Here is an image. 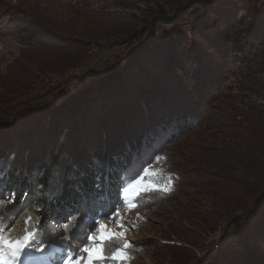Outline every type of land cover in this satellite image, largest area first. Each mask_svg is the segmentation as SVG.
Segmentation results:
<instances>
[{
    "label": "trees",
    "instance_id": "16d2710c",
    "mask_svg": "<svg viewBox=\"0 0 264 264\" xmlns=\"http://www.w3.org/2000/svg\"><path fill=\"white\" fill-rule=\"evenodd\" d=\"M138 3L147 9L133 13ZM8 39L0 202L12 193L17 212L39 218L59 249L48 264L78 252L82 229L156 162L170 189L135 208H188L165 236L167 264H264V0H0ZM106 49L95 77L74 75ZM218 230L227 243L197 255Z\"/></svg>",
    "mask_w": 264,
    "mask_h": 264
},
{
    "label": "snow or ice",
    "instance_id": "6c2138e0",
    "mask_svg": "<svg viewBox=\"0 0 264 264\" xmlns=\"http://www.w3.org/2000/svg\"><path fill=\"white\" fill-rule=\"evenodd\" d=\"M160 159L162 158L156 157V160ZM152 175L154 174L144 167L143 175L123 187L120 196L116 202H113L109 211L100 219L93 217L92 225L82 229L85 235L79 244L78 252L67 253L62 264H108V261H112V264H126L127 250L132 244L125 239L124 232L116 233L109 230L103 221L115 222L119 227L124 228L126 225L119 216L120 199L131 209L137 206L136 198L143 193L168 192V187L155 181L148 182V178ZM20 223L23 224V228L17 234L16 225ZM39 224V218L31 213L24 212L21 215L17 212L12 193L6 200L0 202V264H47L46 250L55 241L43 236L42 230L37 227ZM76 226L73 225L74 228ZM65 231H68L67 227ZM61 239L68 238L62 236ZM113 242H119L121 246L109 251V245Z\"/></svg>",
    "mask_w": 264,
    "mask_h": 264
},
{
    "label": "rangeland",
    "instance_id": "374dc122",
    "mask_svg": "<svg viewBox=\"0 0 264 264\" xmlns=\"http://www.w3.org/2000/svg\"><path fill=\"white\" fill-rule=\"evenodd\" d=\"M152 1H161V0H152ZM147 9L146 4L138 3V8L131 10L133 13L141 12ZM116 14H126V11L120 9L110 10ZM16 47V42L12 39L0 40V55L5 51L14 49ZM112 51H94L92 58L87 61L84 65L78 69L74 75L82 78L84 80H90L95 75H97L102 69L106 61L111 59ZM77 84L75 78L70 79V81L64 82L59 88V94L62 99H65L68 95L72 94L74 89L73 85ZM61 101L56 104L59 105ZM160 165L156 162L152 167L148 168L150 173L154 175L148 178V182L155 181L157 182L158 169ZM126 184L125 186H127ZM124 186V187H125ZM170 189V188H169ZM184 201H177L172 204H162L158 207L149 209L147 211H139L136 208H128L125 206L120 210L119 216L124 221L126 227L121 228L115 222H104L107 225V228L113 232L125 233V239H127L132 244V250L134 254L128 252V258L126 264H167V258L163 257L159 253L163 251L165 244H168V241L165 240V236L170 233L172 228V223L180 215L183 214L186 216L188 213L187 210H184L185 207ZM184 227H187L185 223H182ZM193 231H195L193 229ZM226 236L222 235L221 231L210 234L205 237L203 240L204 244L202 248L194 249L197 255H201L207 246L210 244L221 246L227 243ZM147 244H143L146 243ZM180 245V243H177ZM182 245V244H181ZM130 248V249H131ZM59 249L56 247H50L46 250L45 255L47 256V264L51 258H54V253L58 252ZM62 258H60L57 264H62Z\"/></svg>",
    "mask_w": 264,
    "mask_h": 264
}]
</instances>
